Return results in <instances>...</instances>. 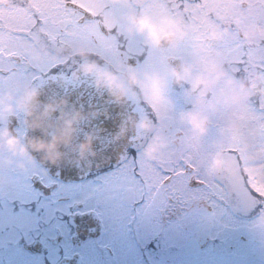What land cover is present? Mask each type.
Wrapping results in <instances>:
<instances>
[{"label":"flooded vegetation","instance_id":"af4514ba","mask_svg":"<svg viewBox=\"0 0 264 264\" xmlns=\"http://www.w3.org/2000/svg\"><path fill=\"white\" fill-rule=\"evenodd\" d=\"M65 2L0 0V49L19 55L38 77L14 75L0 87V132L25 145V97L86 63L125 85L132 68L148 87L131 89L140 114L127 153L82 178H60L31 154L32 159L13 156L0 146V264H264V177L263 189L253 188L246 161L251 144L264 149V66L248 81L220 75L228 71L226 63L264 64V0H187L184 7L180 0H71L91 17L79 27V14L66 11ZM34 16L40 22L34 24ZM129 17L157 24L171 19L186 35L161 49L133 42L139 36L124 41L120 25ZM98 27L106 33L102 41L94 39ZM25 30L31 36L20 50L16 44ZM239 49L244 59L238 61ZM175 63L191 70L181 87L169 78ZM213 68L219 76L214 83ZM145 77L164 85L153 90ZM197 78L206 85L193 91ZM241 85L254 86V94L238 96ZM89 111V104L75 109L71 127L90 123ZM185 114L203 121L200 135ZM145 124L148 130L142 131ZM253 129L262 141L247 138ZM157 140L164 147L149 158L146 150ZM122 157L139 169V183L113 182ZM213 160L222 169L209 174ZM180 169L183 175L162 183L163 172ZM239 182L242 187L235 186Z\"/></svg>","mask_w":264,"mask_h":264},{"label":"water","instance_id":"95a60500","mask_svg":"<svg viewBox=\"0 0 264 264\" xmlns=\"http://www.w3.org/2000/svg\"><path fill=\"white\" fill-rule=\"evenodd\" d=\"M35 95L36 99L27 107V144L29 141L50 144L54 138L67 136L66 143L56 145L60 159L55 165L49 164L43 153H33L51 172L62 177H80L126 153L138 119L134 97L127 89L123 99L117 101L106 89L96 87L94 76L78 72L69 79L61 77L46 82ZM87 103L92 110L88 112L90 123L70 129L58 125V119L73 117L72 112L85 108ZM89 143V152L82 156L81 145Z\"/></svg>","mask_w":264,"mask_h":264},{"label":"clouds","instance_id":"9594fccd","mask_svg":"<svg viewBox=\"0 0 264 264\" xmlns=\"http://www.w3.org/2000/svg\"><path fill=\"white\" fill-rule=\"evenodd\" d=\"M119 2V0H115ZM129 27L127 29L128 34L131 36L142 37L145 41V45L153 49H161L165 45L173 46L177 41L183 39L186 35L182 26L171 19H162L158 24L154 23L149 17H129L128 19ZM215 38V37H214ZM83 59L84 54H79ZM126 85L127 89H136V88H147L148 84H145L141 81L138 75L132 68L127 70ZM215 69H211L210 75H214V80L219 79L218 75H215ZM80 72L85 76H94L96 87L98 89H106L109 94L116 99L117 101L123 99L126 94L125 85L119 81V78L112 73L105 72L101 70L95 63H86L82 65ZM169 78L174 82L177 87H181L186 83H189L191 80V70L187 67H172L169 71ZM153 90H159L163 87L164 82L159 78H148ZM206 85V81L202 78H197L190 85L191 90L195 91ZM237 95L241 97H248L249 95L254 94V86L248 85L247 87L241 85L237 88ZM36 99L35 93L27 95L21 105L22 108L30 107L32 102ZM51 110V109H50ZM30 114V113H29ZM186 123H188L193 131L200 135L203 128V121L199 119L196 115L185 114L183 117ZM67 128H71V123L69 122L66 125ZM142 131H147L148 126L141 125ZM67 136L65 135L63 139L54 138L52 143L45 144L41 141H29L28 145L25 146L20 143L16 138L12 137L8 131L0 132V146L5 147L13 156H20L22 158L32 159L30 153H43L45 160L51 164L55 165L59 159V153L56 151V145L58 143H66ZM164 147V144L157 140L149 146L146 150L145 155L149 158H152L158 154L159 150ZM90 143L81 145V155L85 152H89ZM222 169V163L216 160H213L209 163L208 173L214 174L219 172Z\"/></svg>","mask_w":264,"mask_h":264},{"label":"snow or ice","instance_id":"6c2138e0","mask_svg":"<svg viewBox=\"0 0 264 264\" xmlns=\"http://www.w3.org/2000/svg\"><path fill=\"white\" fill-rule=\"evenodd\" d=\"M47 3L56 4L59 0H46ZM181 7L187 6V0H180ZM64 8L66 11H70L73 13L79 14V19L77 21V26H83L86 22H88L91 17L89 13H86L83 8H77L75 4L71 2V0H66L64 4ZM41 18L34 16L33 23L40 22ZM31 36V32L29 30H25L17 40L16 47L17 49L22 50L26 47L27 42ZM106 37L105 30L98 27V36L94 39L103 40ZM7 61V63H6ZM18 76L21 78L30 77L35 80L38 77L32 75L31 70L21 63V57L15 53H5L3 49H0V87L4 85V83L9 80L12 76ZM54 86V85H53ZM133 160L135 159L136 153L133 149ZM185 169H180L178 171H165L161 174V180L164 185L168 184L173 180L174 177H178L184 174ZM129 179L139 183V169L135 166V164L130 163L126 157H122L121 159V167L119 171L113 177V182L117 185L125 184ZM193 183H199V181H194ZM255 195V193H252Z\"/></svg>","mask_w":264,"mask_h":264},{"label":"rangeland","instance_id":"374dc122","mask_svg":"<svg viewBox=\"0 0 264 264\" xmlns=\"http://www.w3.org/2000/svg\"><path fill=\"white\" fill-rule=\"evenodd\" d=\"M122 11H125V9H122ZM120 14H122V13H120ZM109 15H113L115 17V20L119 21V18L116 15L115 11H109ZM153 15H154V13H152V16ZM149 17H151V15H149ZM154 18H155V16H154ZM252 22H254V21H252ZM120 26H121V30L123 31V34H122L123 35V40L124 41L129 40V34H128V31H127L128 27H129L128 22H124L123 21ZM130 38H131V35H130ZM140 38H142V37H140ZM141 41H144V40L143 39L136 40V37H135L133 42H135V43L138 42L139 43ZM253 54H255V57H257V53L256 52L253 53ZM238 56H239V54L236 55V59L237 60L241 59L240 56L239 57ZM262 64L263 63H248V64H245L242 68H246V66H248V68H250L249 69V75H251V74L254 73V71H256V69H254V68L259 67ZM156 65H157V63H156ZM238 68L239 67L236 66L235 63H230L229 72L231 71L232 73H234L236 70L238 71ZM155 69L158 71L159 75H165V73L161 71V68H155ZM200 74L203 75V73H201V72H200ZM222 75H226V74L224 72H222ZM249 75H247V76H249ZM263 120H264V118H263ZM263 123H264V121L262 122V124ZM222 133H224V132H222ZM237 138H238V133H237ZM247 138L250 139V141L253 140V139H261L262 140V137L261 136L259 137L258 133L255 132V131H252L251 132V136L250 137L247 136ZM251 148H252L251 149L252 152H251V154H249V158L248 157L246 158V161L248 163L249 170H251V175H252V178H253L252 179L253 188H255L256 190H257V187L259 189H263L264 157H261V158L260 157H255L254 152L256 151L255 148H257V146H254L253 144H251ZM206 166H207V164H206ZM236 177H238V174L236 175ZM235 186L236 187H242L241 182L236 183ZM237 200H238V202H242V203H246V202L247 203H252V202H248V201H245V200L240 201V197H237ZM252 225L255 228L256 222H253Z\"/></svg>","mask_w":264,"mask_h":264}]
</instances>
